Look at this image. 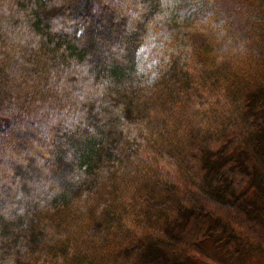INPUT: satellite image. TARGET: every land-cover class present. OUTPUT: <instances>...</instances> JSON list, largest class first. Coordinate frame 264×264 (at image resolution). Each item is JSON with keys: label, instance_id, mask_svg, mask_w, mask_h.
Listing matches in <instances>:
<instances>
[{"label": "trees", "instance_id": "16d2710c", "mask_svg": "<svg viewBox=\"0 0 264 264\" xmlns=\"http://www.w3.org/2000/svg\"><path fill=\"white\" fill-rule=\"evenodd\" d=\"M196 1L0 0V264L264 253V0Z\"/></svg>", "mask_w": 264, "mask_h": 264}, {"label": "rangeland", "instance_id": "374dc122", "mask_svg": "<svg viewBox=\"0 0 264 264\" xmlns=\"http://www.w3.org/2000/svg\"><path fill=\"white\" fill-rule=\"evenodd\" d=\"M182 1L186 2L185 6L182 7V11L190 14H196L197 12L203 14L206 11V7H199V1ZM247 6V0H222L217 9L228 16L235 31L242 27L241 13L245 12ZM163 29L165 31V27ZM194 260L197 264H264V253L256 251L245 239H243L241 250L234 253L227 250L224 244L220 242L217 244L216 239L207 238L204 240L202 252Z\"/></svg>", "mask_w": 264, "mask_h": 264}]
</instances>
